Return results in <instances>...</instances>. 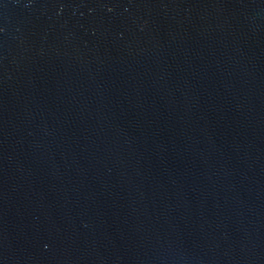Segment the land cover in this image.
I'll return each instance as SVG.
<instances>
[{"label":"water","instance_id":"obj_1","mask_svg":"<svg viewBox=\"0 0 264 264\" xmlns=\"http://www.w3.org/2000/svg\"><path fill=\"white\" fill-rule=\"evenodd\" d=\"M0 264H264V0H0Z\"/></svg>","mask_w":264,"mask_h":264}]
</instances>
